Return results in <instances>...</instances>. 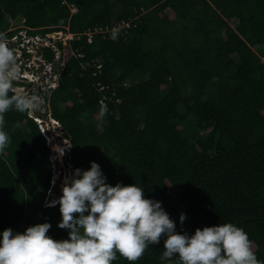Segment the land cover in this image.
Masks as SVG:
<instances>
[{"label":"trees","instance_id":"1","mask_svg":"<svg viewBox=\"0 0 264 264\" xmlns=\"http://www.w3.org/2000/svg\"><path fill=\"white\" fill-rule=\"evenodd\" d=\"M23 20L75 34L56 46L65 62L45 97L73 171L96 162L109 185L142 187L180 234L232 223L264 262V0H0V32ZM4 120L0 233L47 222L68 239L45 204L50 146L28 111ZM163 250L164 237L135 264H170Z\"/></svg>","mask_w":264,"mask_h":264},{"label":"clouds","instance_id":"2","mask_svg":"<svg viewBox=\"0 0 264 264\" xmlns=\"http://www.w3.org/2000/svg\"><path fill=\"white\" fill-rule=\"evenodd\" d=\"M11 23L18 26L22 21ZM11 29L10 25L8 31H16ZM112 39H116L115 34ZM19 74L15 50L0 32V152L10 143L4 131V114L11 108L18 112L41 109V98L36 94L9 95ZM58 152L63 155V150ZM106 179L96 162H90L88 170L75 169L65 178L60 198L47 205L59 204L61 221L57 226L67 229L69 238L56 241L46 235L51 228L47 222L30 226L23 233L6 228L0 233V264H112L118 253L135 264L162 237L160 259L170 264H264L252 252L242 228L220 223L197 228L191 235L180 234L161 202L145 198L142 187L112 186ZM185 219L186 214L181 213V224Z\"/></svg>","mask_w":264,"mask_h":264},{"label":"built area","instance_id":"3","mask_svg":"<svg viewBox=\"0 0 264 264\" xmlns=\"http://www.w3.org/2000/svg\"><path fill=\"white\" fill-rule=\"evenodd\" d=\"M16 32L7 38L8 46L13 48L16 53L17 63L20 66V74L16 80L13 81V87L10 90L15 95H33L36 94L41 98L40 110H29L28 117L31 118L37 125L46 141L57 138L63 139L65 144L59 141V148L63 150L61 157L66 158L69 153V141L63 138L59 121L54 119L51 115L46 96L58 86V72L63 68L65 60L61 58V52L57 49V44L61 43L66 46L67 42L75 37L73 33H65L62 31L46 33V34H31L37 32L39 29H31L22 24L18 26ZM116 28L113 29L115 31ZM88 41H91V33H87ZM56 38V39H55ZM51 48L54 53L53 60L44 58V50ZM57 51H56V50ZM66 162L68 177L74 172L67 160ZM63 161V163H64ZM52 162V161H51ZM60 163L58 164V166Z\"/></svg>","mask_w":264,"mask_h":264},{"label":"rangeland","instance_id":"4","mask_svg":"<svg viewBox=\"0 0 264 264\" xmlns=\"http://www.w3.org/2000/svg\"><path fill=\"white\" fill-rule=\"evenodd\" d=\"M230 25L233 26L234 24L230 21ZM11 26L13 29H17L18 26H20V25L15 26L14 23H11ZM59 141H61V143L65 144L63 139H57V138L50 139V142L46 141L52 150V154L50 156V161H52L53 169H54V177H53L54 179H52V182H51V187L54 186L53 187V193L62 189L63 184H64V180L66 177H68L66 162L63 160L64 157H61V155L59 154V152L57 150V148H59V146H58L60 143ZM63 161H64V163H63ZM59 163H60V165L58 166Z\"/></svg>","mask_w":264,"mask_h":264},{"label":"water","instance_id":"5","mask_svg":"<svg viewBox=\"0 0 264 264\" xmlns=\"http://www.w3.org/2000/svg\"><path fill=\"white\" fill-rule=\"evenodd\" d=\"M53 187H51V189L49 191V194L47 196V199L45 201L46 205H48L52 200H58L60 198V196L62 195V191L61 190L56 191V192L53 193Z\"/></svg>","mask_w":264,"mask_h":264},{"label":"bare ground","instance_id":"6","mask_svg":"<svg viewBox=\"0 0 264 264\" xmlns=\"http://www.w3.org/2000/svg\"><path fill=\"white\" fill-rule=\"evenodd\" d=\"M57 150L60 151V148H57ZM59 154H60V153H59ZM59 154H58V155H59Z\"/></svg>","mask_w":264,"mask_h":264}]
</instances>
